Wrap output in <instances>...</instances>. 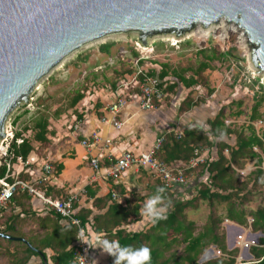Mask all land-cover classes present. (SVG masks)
I'll list each match as a JSON object with an SVG mask.
<instances>
[{"label": "crops", "instance_id": "1", "mask_svg": "<svg viewBox=\"0 0 264 264\" xmlns=\"http://www.w3.org/2000/svg\"><path fill=\"white\" fill-rule=\"evenodd\" d=\"M173 77L172 80L176 78ZM120 85L109 96L99 98L98 95L101 93L95 95L96 99L85 96L83 101L74 108L76 110L78 107V112L69 120L72 124L68 128L64 129L62 123L65 122L60 124V120L53 126L50 125L51 143L48 147L37 148V151H33L25 162L16 161L13 163L5 177L2 178H7L8 181L21 178L29 180L46 195L63 200L75 195L77 197L74 201L76 215L91 211L93 217L103 216L113 202L128 204L131 211L139 207V214L130 216V223L126 229L130 232H140L150 227L154 221L147 216H141L140 212L143 211L142 205L145 200L154 195L158 187H163L160 179L147 169L137 172L133 168H129L117 177L109 176L108 171L112 166L110 158H116L127 151L136 154L146 152L156 138L161 135L167 138L171 134H181L185 129L196 127L207 131L209 120L214 118L220 108L213 110L210 108L209 102L205 101L191 107L184 115L178 116L179 106L187 92L179 90L177 95H171L168 99L166 98L167 100L160 102L155 110L144 111L139 108L137 99L134 97V94L139 91L136 85L133 84L125 88H120ZM183 87L185 86L182 85ZM119 94H124L127 98V105L118 118L123 122V125L116 128L112 124L102 123L101 119L108 116L106 107ZM76 120L80 121L78 135L73 129ZM93 132H98L101 140L88 152L80 141L88 138ZM201 134V131L198 132L193 137L194 141L200 138ZM210 139L212 140V137ZM222 140L232 144L234 137H223ZM196 150L204 158L213 159L216 157V145L214 144L211 146L203 144ZM173 154V152L166 156L162 154V158L161 155L160 158L168 164L184 167L187 180L167 191L164 190L162 195L165 214L178 201L194 197L200 184L208 178L203 170L198 169V166L190 168L189 161L172 160L169 163V156ZM225 154H228L227 150ZM92 158L99 160L98 169L91 165L90 159ZM48 161L54 165L55 173L47 180L42 181V166ZM246 167L247 164L243 170ZM253 167L255 168L254 162ZM20 176L21 178H19ZM113 193H117L119 197L114 199ZM201 207L199 205L193 209L194 212H198ZM208 211L209 215L210 208ZM220 211L221 214L225 213L226 206L224 204L221 205ZM191 220L195 221V219ZM251 220L249 218V222ZM224 221L226 222L223 223V228L230 250L236 247L239 234H243L247 238L255 237L258 242L259 238L263 236L262 232H253L249 227L241 226L228 219ZM67 223L68 221L62 218L58 219L56 212L44 206L36 197L25 192H18L8 203L0 219V234L7 236H0V264H20L25 258L26 248H31V242L40 248L46 246L45 243H49L50 246L44 248V254L38 251L37 254L28 257L23 264H52L51 256L54 254L53 249L57 246L53 245L49 239L54 237L53 242L58 240V244L68 240L72 234L65 228ZM92 237L95 239L90 240L92 242L91 264H116L115 256L108 251L113 248L114 244L110 241V237L105 243H101L104 239L101 235L92 234ZM75 242L72 245H75ZM215 252L216 248L213 246L209 250V255L212 256L206 260L213 258ZM252 260H254V256L250 249H240L238 262Z\"/></svg>", "mask_w": 264, "mask_h": 264}, {"label": "trees", "instance_id": "2", "mask_svg": "<svg viewBox=\"0 0 264 264\" xmlns=\"http://www.w3.org/2000/svg\"><path fill=\"white\" fill-rule=\"evenodd\" d=\"M109 47L110 43L102 45L101 49L109 52ZM133 53L138 56L134 50ZM201 54L204 55V60L199 62L194 68V73L189 77L181 73H176V78L173 77L169 64H157L159 68H151L146 73L157 76L167 97H170L176 94L179 85L191 89L198 84L199 78L211 67L213 61L226 60L229 57L224 52L218 53L216 49L211 50L209 54L207 50L202 49ZM139 61L141 65L145 63L144 60ZM172 77L175 79L172 80ZM85 96L83 91L76 92L70 102V108H75ZM263 102L264 95L256 92L249 116L241 125L236 122H227L228 118L237 119L247 116L246 110L243 109V101H237L234 102L236 110L231 109L229 114L226 111L227 107L222 106L214 118L209 120L207 131L196 127L165 138L157 156L162 160V154L166 156L173 152L175 155L169 156V163L172 160L188 162L195 157L199 146L216 145V157L208 158L198 165V169L203 170L208 178L200 184L196 196L185 201H178L165 214V219L154 221L150 227L140 232H130L126 229L130 223V216L139 214V207L131 211L128 204L113 202L103 216L93 217L91 211L77 214L82 225L87 229L89 241L95 239L92 237V234H95L103 236L101 243H105L110 237L111 242L121 247L147 246L151 250L150 264H264V116L260 111ZM194 105L196 104L187 95L179 106L178 116ZM56 114L58 116L60 112L57 110ZM258 121L261 122V127L257 129L255 123ZM49 127L48 115L41 114L33 118L31 128L25 127V131L28 129L34 131V140L26 137L22 131L14 132L8 145L7 155L0 159V178L5 177L10 166L18 158L25 162L33 151H37V148L48 147L51 143ZM200 131L202 132L200 138L194 141L193 137ZM223 137H234V142L232 144L225 142L222 140ZM226 150L228 154H225ZM249 161L254 162L255 168L242 176L239 170L244 169ZM255 194L260 196V201L251 209L249 204L253 201ZM201 201L208 202L210 213L207 221L199 226L188 218L187 211L197 208ZM223 204L226 206V211L220 214L218 206ZM56 216L61 219L58 213ZM249 218L252 219L250 222ZM225 219L249 227L253 232L263 233L258 244L250 247L254 260L238 262L240 248L236 246L231 250L228 249L226 233L222 226ZM102 222L104 223L101 224ZM65 228L72 234L68 240L58 244V240L53 242L54 237L49 239L53 245L57 246L53 249L54 254L51 256L52 264H75V245L72 243L77 239L78 228L71 222H68ZM44 245L46 246L40 248L31 242V248H26L25 258L20 264L38 251L44 254V248L50 244ZM211 246H214L221 254L201 262V256Z\"/></svg>", "mask_w": 264, "mask_h": 264}, {"label": "rangeland", "instance_id": "3", "mask_svg": "<svg viewBox=\"0 0 264 264\" xmlns=\"http://www.w3.org/2000/svg\"><path fill=\"white\" fill-rule=\"evenodd\" d=\"M173 38L176 39L175 42ZM108 43L109 52L102 51L101 46ZM202 49L207 50L208 54L216 49L218 53L224 52L229 57L226 60L213 61L211 67L199 78L198 84L191 89L179 85L176 93L185 90L187 92L184 96L189 95L196 105L208 101L213 110L226 106L227 114L231 109L236 110L234 102L243 101L247 116L227 120L238 125L243 124L254 104L255 93L264 95V72L252 62L251 50L239 30L220 22L208 27L197 26L180 36L156 34L147 38L146 45L141 43L138 34L133 32L110 34L85 44L45 75L29 94L28 101L22 102L10 114L5 124L7 135L0 140V148L12 140L16 131H22L26 137L34 140V131H25V127L31 128L33 118L41 114L48 115L50 125L53 126L60 120V124L65 122L62 127L68 128L72 124L69 120L78 112V107L77 111L70 108V102L78 91L85 92L87 98L93 99L97 98L95 95L98 93H101L99 98L109 96L119 84L132 86L140 69L148 72L151 68H159L157 64H169L172 76L181 73L189 77L199 62L204 60ZM133 50L138 56L134 55ZM140 59L144 60L143 65ZM57 110L60 112L58 116ZM260 111L264 116V102ZM255 126L260 128L261 122H256ZM253 168V161H249L246 169L239 172L245 176ZM259 201L260 196L255 194L249 208H254ZM199 205L202 207L198 212L189 209L187 215L188 218L195 219L200 226L207 221L209 206L206 201L199 202ZM220 207L221 205L218 206V211L221 214ZM236 246L243 249L238 243ZM212 247L201 256V262L209 258V250Z\"/></svg>", "mask_w": 264, "mask_h": 264}, {"label": "water", "instance_id": "4", "mask_svg": "<svg viewBox=\"0 0 264 264\" xmlns=\"http://www.w3.org/2000/svg\"><path fill=\"white\" fill-rule=\"evenodd\" d=\"M220 22L239 30L264 72V0H0V140L10 114L83 45L132 32L146 45Z\"/></svg>", "mask_w": 264, "mask_h": 264}, {"label": "built area", "instance_id": "5", "mask_svg": "<svg viewBox=\"0 0 264 264\" xmlns=\"http://www.w3.org/2000/svg\"><path fill=\"white\" fill-rule=\"evenodd\" d=\"M134 84L138 88V93L134 94L136 97L138 106L144 111H153L157 108L160 102H163L167 98V94L164 88L161 86V81L157 76L147 74L144 70H139L137 76L133 80ZM127 84H121L120 88H125ZM127 105V98L124 94H119L115 97V100L107 105L106 110L108 116H104L101 122L104 124H112L116 128H120L123 122L119 120V115L123 108ZM75 134L78 135L80 131V121L76 120L73 125ZM101 137L98 132H93L88 138L82 139L81 145L90 152L93 146L98 144ZM165 141V136H158L150 147V149L143 153L124 152L116 158H110L112 166L108 171L109 176L117 177L119 174L125 172L129 168L135 169L139 172L142 169H147L160 179L164 189H171L176 185H180L186 182L187 175L184 167L176 166L174 164H168L160 160L157 156L161 150ZM8 145L0 148V158L4 157L8 153ZM200 155V152L196 150V155L189 161V167L193 168L206 161ZM18 161H22L18 158ZM91 165L95 168H99V160L97 158L90 159ZM42 181L47 180L55 173V167L51 162H45L43 164ZM18 192H25L33 197L39 199L44 206L54 210L58 213L62 219L71 222L78 228L77 239L75 242V264H91L90 250L92 242L89 241L87 229L82 225L80 219L77 217L74 209V201L76 196H69L67 199H59L52 196H48L39 189L35 184L29 180L15 179L8 181L7 178L0 179V219L3 212L12 200V198ZM119 196L117 193H113V198L117 199ZM99 241V239H97ZM237 243L242 246L243 249H250L252 245L258 244V240L254 238L244 237L243 234L237 236ZM220 251L216 250L215 255H220Z\"/></svg>", "mask_w": 264, "mask_h": 264}, {"label": "clouds", "instance_id": "6", "mask_svg": "<svg viewBox=\"0 0 264 264\" xmlns=\"http://www.w3.org/2000/svg\"><path fill=\"white\" fill-rule=\"evenodd\" d=\"M164 188L158 187L155 194L145 200L142 205L141 216H147L153 221H159L166 218L163 205ZM116 258V264H150L151 250L147 246L140 248L121 247L113 244L112 249H108Z\"/></svg>", "mask_w": 264, "mask_h": 264}, {"label": "bare ground", "instance_id": "7", "mask_svg": "<svg viewBox=\"0 0 264 264\" xmlns=\"http://www.w3.org/2000/svg\"><path fill=\"white\" fill-rule=\"evenodd\" d=\"M224 24H226V23H224ZM232 27H234V26L232 25ZM100 39H101V38H100ZM172 40H173L174 42L176 41V39H174V38H173ZM83 46H84V45H83ZM73 52H74V51H73ZM69 55H70V54H69ZM65 58H66V57H65ZM65 58H64V59H65ZM64 59H63V60H64ZM57 66H58V65H57Z\"/></svg>", "mask_w": 264, "mask_h": 264}]
</instances>
